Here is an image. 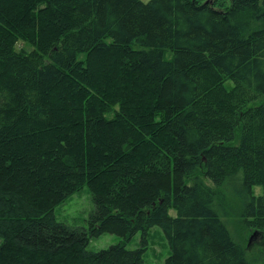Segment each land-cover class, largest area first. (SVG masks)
<instances>
[{"label": "trees", "instance_id": "obj_1", "mask_svg": "<svg viewBox=\"0 0 264 264\" xmlns=\"http://www.w3.org/2000/svg\"><path fill=\"white\" fill-rule=\"evenodd\" d=\"M234 204L264 238V0H0V264H144L153 227L163 264H250Z\"/></svg>", "mask_w": 264, "mask_h": 264}, {"label": "rangeland", "instance_id": "obj_2", "mask_svg": "<svg viewBox=\"0 0 264 264\" xmlns=\"http://www.w3.org/2000/svg\"><path fill=\"white\" fill-rule=\"evenodd\" d=\"M17 49H24L26 51L31 50L28 45L21 42L18 43ZM227 84L232 85V82L229 81ZM257 103L250 104V106H253ZM255 192L256 194H259L261 192L260 188H255ZM232 201L235 202V200ZM234 207L235 204L230 208L232 209V212L230 210L228 211L229 217L226 218L227 227L230 233L234 239L245 249L246 256L250 264H264V238L258 236L256 233L244 226L239 214L237 211H235V209H233ZM92 209L93 204L91 202L88 188L84 187L82 190L69 197L65 202L58 205L55 208L54 214L56 220L59 222H63L73 227L86 228L87 219ZM169 215L174 217L176 212L173 209L169 210ZM149 235L150 239L147 249L143 254V263L163 264L170 253L167 239L159 227L151 228L149 230ZM120 241L121 238L116 235L103 234L97 238H91L88 244V249L90 251H99L106 249L109 246L118 244ZM140 241L141 234L137 233L127 243V248H137L140 245Z\"/></svg>", "mask_w": 264, "mask_h": 264}, {"label": "water", "instance_id": "obj_3", "mask_svg": "<svg viewBox=\"0 0 264 264\" xmlns=\"http://www.w3.org/2000/svg\"><path fill=\"white\" fill-rule=\"evenodd\" d=\"M252 238V237H251ZM250 242H251V239H250Z\"/></svg>", "mask_w": 264, "mask_h": 264}]
</instances>
